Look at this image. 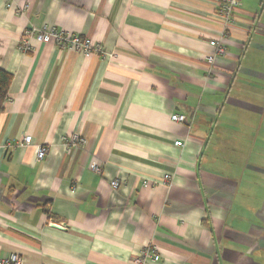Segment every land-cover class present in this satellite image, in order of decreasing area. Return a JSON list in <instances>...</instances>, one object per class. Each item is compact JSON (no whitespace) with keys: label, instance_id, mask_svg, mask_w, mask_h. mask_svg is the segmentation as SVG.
I'll use <instances>...</instances> for the list:
<instances>
[{"label":"crops","instance_id":"crops-1","mask_svg":"<svg viewBox=\"0 0 264 264\" xmlns=\"http://www.w3.org/2000/svg\"><path fill=\"white\" fill-rule=\"evenodd\" d=\"M219 5L0 0V69L13 77L0 113V259L133 264L154 247L161 260L149 264H264V0L242 1L211 66ZM47 25L107 55L35 41L21 52L25 32ZM75 134L87 143L67 144Z\"/></svg>","mask_w":264,"mask_h":264},{"label":"built area","instance_id":"built-area-1","mask_svg":"<svg viewBox=\"0 0 264 264\" xmlns=\"http://www.w3.org/2000/svg\"><path fill=\"white\" fill-rule=\"evenodd\" d=\"M243 0H220L218 15L221 17L224 26V32L222 36L211 42V46L213 48V52L207 55V62L209 65H214L218 58L224 57L227 54V46L225 44V37L234 24H235V12L241 7ZM35 41L37 43H54L60 50H75L77 52H84L88 55L93 53H99L102 55H107L104 51V48L101 44L93 43L90 39L83 38L80 35L70 34L68 32L59 30L54 26H44L39 29H31L25 32L21 42H20V51L27 54L33 51L32 42ZM173 121L179 123L186 122V116L175 114L172 117ZM66 141V140H65ZM33 137L28 136L24 140V144L26 146L32 145ZM70 146H82L87 143L86 139L80 135L75 134L70 137L66 141ZM177 146H182V142H177ZM48 154V149L44 146H39L37 148L36 157L38 160H43ZM92 170L100 173L101 168L97 163L92 165ZM171 180V175L165 176V181L169 182ZM170 183V182H169ZM113 189H118L120 186L119 181H113L111 183ZM51 224L64 227V225L51 221ZM161 260V256L158 254V251L154 247H149L138 255H136L133 259V264H149L151 262H159ZM0 264H24L22 258L18 255H12L5 259H0Z\"/></svg>","mask_w":264,"mask_h":264},{"label":"trees","instance_id":"trees-1","mask_svg":"<svg viewBox=\"0 0 264 264\" xmlns=\"http://www.w3.org/2000/svg\"><path fill=\"white\" fill-rule=\"evenodd\" d=\"M12 79V75L0 69V113L4 110V104L8 99Z\"/></svg>","mask_w":264,"mask_h":264}]
</instances>
